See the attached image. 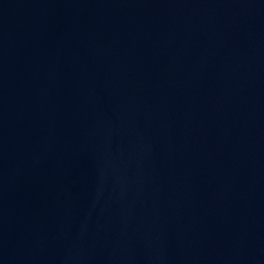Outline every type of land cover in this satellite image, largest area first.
Instances as JSON below:
<instances>
[{
	"label": "water",
	"instance_id": "obj_1",
	"mask_svg": "<svg viewBox=\"0 0 264 264\" xmlns=\"http://www.w3.org/2000/svg\"><path fill=\"white\" fill-rule=\"evenodd\" d=\"M0 264H264V0H0Z\"/></svg>",
	"mask_w": 264,
	"mask_h": 264
}]
</instances>
